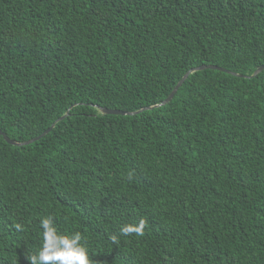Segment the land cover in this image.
Returning a JSON list of instances; mask_svg holds the SVG:
<instances>
[{
    "label": "trees",
    "instance_id": "16d2710c",
    "mask_svg": "<svg viewBox=\"0 0 264 264\" xmlns=\"http://www.w3.org/2000/svg\"><path fill=\"white\" fill-rule=\"evenodd\" d=\"M202 66L236 75L157 107ZM261 67L264 0H0V130L70 111L0 135V264H29L45 216L93 264H264Z\"/></svg>",
    "mask_w": 264,
    "mask_h": 264
},
{
    "label": "clouds",
    "instance_id": "9594fccd",
    "mask_svg": "<svg viewBox=\"0 0 264 264\" xmlns=\"http://www.w3.org/2000/svg\"><path fill=\"white\" fill-rule=\"evenodd\" d=\"M131 179V177H129ZM146 221L141 219L136 224L125 223L120 228V234L129 236L135 233L143 235ZM17 229L21 225L16 226ZM42 229V244L35 254L26 257L29 264H93L89 251L81 243V233H62L59 231L54 217L45 216L40 220ZM112 242L118 243L117 236L111 237Z\"/></svg>",
    "mask_w": 264,
    "mask_h": 264
},
{
    "label": "water",
    "instance_id": "95a60500",
    "mask_svg": "<svg viewBox=\"0 0 264 264\" xmlns=\"http://www.w3.org/2000/svg\"><path fill=\"white\" fill-rule=\"evenodd\" d=\"M205 70H219V71H223V72H228L230 74H233V75H236L232 72H229L223 68H219L217 66H202V67H199V68H196V69H192L191 71H189L185 76L184 78L178 83V85L176 86V88L174 89V91L171 93V95L162 103L160 104L159 106L157 107H163V106H166L168 104H170L173 99L175 98V96L177 95L178 91L180 90V88L183 86V84L187 81V79L190 77V75H192L193 73H196V72H201V71H205ZM264 71V67H261L259 68L255 74L252 76V77H255L257 75H259L260 73H262ZM240 77H245V76H240ZM245 78H248V77H245ZM152 109V108H150ZM100 111L102 114L104 115H121V116H134L136 114H138L139 112H136V113H131V112H122V111H118V110H110V109H106V108H100ZM70 111L64 116L62 117L61 119H59L48 131H46L42 136L34 139V140H31L29 142H26L24 144H20V143H17V142H14L12 140H10L6 134H4L1 130H0V135L4 136V138L6 139V141H8L10 144H13L15 146H25V145H30V144H33L34 142L36 141H39L40 139H42L43 137H45L46 135H48L56 126L57 123L63 121L64 119H66V117H68Z\"/></svg>",
    "mask_w": 264,
    "mask_h": 264
}]
</instances>
